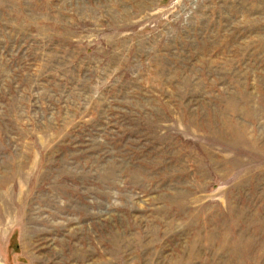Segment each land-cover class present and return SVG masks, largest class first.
I'll use <instances>...</instances> for the list:
<instances>
[{
  "label": "rangeland",
  "instance_id": "1",
  "mask_svg": "<svg viewBox=\"0 0 264 264\" xmlns=\"http://www.w3.org/2000/svg\"><path fill=\"white\" fill-rule=\"evenodd\" d=\"M0 264H264V0H0Z\"/></svg>",
  "mask_w": 264,
  "mask_h": 264
}]
</instances>
